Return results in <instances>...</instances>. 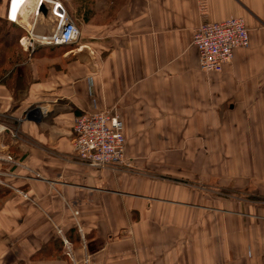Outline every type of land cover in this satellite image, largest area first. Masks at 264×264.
<instances>
[{"label": "crops", "instance_id": "1", "mask_svg": "<svg viewBox=\"0 0 264 264\" xmlns=\"http://www.w3.org/2000/svg\"><path fill=\"white\" fill-rule=\"evenodd\" d=\"M61 1L79 38L33 51L20 41L29 58L0 79L12 129L0 169L14 173L0 184V264H72L64 238L80 263L264 264V0ZM8 8L0 0L7 29L28 35L34 17L13 22ZM42 11L40 35L54 30ZM230 17L251 44L204 72L194 31ZM112 108L126 164L89 166L75 118Z\"/></svg>", "mask_w": 264, "mask_h": 264}, {"label": "built area", "instance_id": "2", "mask_svg": "<svg viewBox=\"0 0 264 264\" xmlns=\"http://www.w3.org/2000/svg\"><path fill=\"white\" fill-rule=\"evenodd\" d=\"M27 0H9L8 18L21 22L26 15L34 17L28 35L21 38V44L33 51L37 44H70L80 34V27L71 19L68 9L61 0H36L34 6L28 7ZM49 5L50 16L54 25L53 32L37 34L35 26L43 14V4ZM192 44L199 51V66L204 72H221L229 63L237 48H247L251 44L250 29L241 17H230L221 21L200 24L194 31ZM12 132L9 125L0 123V133ZM74 149L76 154L89 166L106 168L126 164V136L123 132L121 115L114 108L87 111L75 118ZM4 160L19 165L17 159L7 155ZM13 171L0 169V184L10 185L7 178ZM59 232H61L59 230ZM65 254L72 264H88L86 258L82 263L77 259L72 243L64 238Z\"/></svg>", "mask_w": 264, "mask_h": 264}, {"label": "trees", "instance_id": "3", "mask_svg": "<svg viewBox=\"0 0 264 264\" xmlns=\"http://www.w3.org/2000/svg\"><path fill=\"white\" fill-rule=\"evenodd\" d=\"M24 33L15 25H10L7 29V21L0 18V79L13 75L15 65L27 57L20 44ZM1 192L0 189V194Z\"/></svg>", "mask_w": 264, "mask_h": 264}, {"label": "rangeland", "instance_id": "4", "mask_svg": "<svg viewBox=\"0 0 264 264\" xmlns=\"http://www.w3.org/2000/svg\"><path fill=\"white\" fill-rule=\"evenodd\" d=\"M27 58H29L28 55H27Z\"/></svg>", "mask_w": 264, "mask_h": 264}]
</instances>
